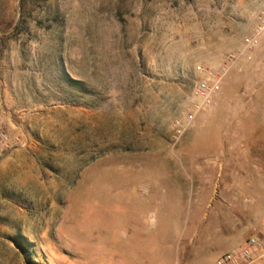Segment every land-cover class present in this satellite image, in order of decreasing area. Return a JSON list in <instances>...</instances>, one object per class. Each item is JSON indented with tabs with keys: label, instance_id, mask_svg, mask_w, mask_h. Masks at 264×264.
Masks as SVG:
<instances>
[{
	"label": "rangeland",
	"instance_id": "obj_1",
	"mask_svg": "<svg viewBox=\"0 0 264 264\" xmlns=\"http://www.w3.org/2000/svg\"><path fill=\"white\" fill-rule=\"evenodd\" d=\"M262 18L264 0H0V264H212L259 236ZM205 70L225 75L195 113Z\"/></svg>",
	"mask_w": 264,
	"mask_h": 264
},
{
	"label": "built area",
	"instance_id": "obj_2",
	"mask_svg": "<svg viewBox=\"0 0 264 264\" xmlns=\"http://www.w3.org/2000/svg\"><path fill=\"white\" fill-rule=\"evenodd\" d=\"M264 33V18L261 19L259 26L256 29V36L249 42L250 47H256L259 44V37ZM230 61V58L228 59ZM205 79L202 80L195 90L199 104L195 107L196 112L211 108L214 104V97L217 94L219 83L225 75V70L215 72L213 70H205ZM189 120L194 118V115H189ZM179 129L177 134L182 135ZM8 149V138L4 133H0V157ZM212 264H264V222L263 231L259 236L249 237L240 246L222 254Z\"/></svg>",
	"mask_w": 264,
	"mask_h": 264
},
{
	"label": "trees",
	"instance_id": "obj_3",
	"mask_svg": "<svg viewBox=\"0 0 264 264\" xmlns=\"http://www.w3.org/2000/svg\"><path fill=\"white\" fill-rule=\"evenodd\" d=\"M22 24V22H19L18 24H17V26H16V28H18V27H20V25ZM77 83H79V82H74V81H69V84H71V85H73V86H77V85H79V84H77ZM78 87V86H77ZM34 255V254H33ZM32 255V253H30L29 255H28V259L29 260H31V261H33V262H30V263H33V264H36V257L35 256H33Z\"/></svg>",
	"mask_w": 264,
	"mask_h": 264
},
{
	"label": "crops",
	"instance_id": "obj_4",
	"mask_svg": "<svg viewBox=\"0 0 264 264\" xmlns=\"http://www.w3.org/2000/svg\"><path fill=\"white\" fill-rule=\"evenodd\" d=\"M240 240H241V239L238 240V238H237V239L234 240V241H230V243H237V242H240ZM224 241H226V238H224ZM224 241H223V242H224ZM226 242H227V241H226ZM214 243H215V241H214ZM226 248H227L228 251H230V250H232V249L235 248V245H230V246H227Z\"/></svg>",
	"mask_w": 264,
	"mask_h": 264
}]
</instances>
